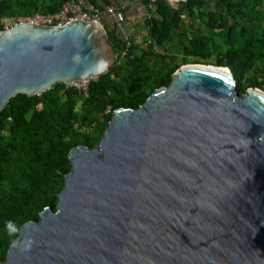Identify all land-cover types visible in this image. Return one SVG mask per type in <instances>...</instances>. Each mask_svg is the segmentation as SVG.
<instances>
[{
    "label": "water",
    "instance_id": "water-1",
    "mask_svg": "<svg viewBox=\"0 0 264 264\" xmlns=\"http://www.w3.org/2000/svg\"><path fill=\"white\" fill-rule=\"evenodd\" d=\"M117 55L101 22L0 31V112L17 95L89 82ZM54 209L0 264H264V91L230 69L181 66L100 143L69 153Z\"/></svg>",
    "mask_w": 264,
    "mask_h": 264
},
{
    "label": "trees",
    "instance_id": "trees-1",
    "mask_svg": "<svg viewBox=\"0 0 264 264\" xmlns=\"http://www.w3.org/2000/svg\"><path fill=\"white\" fill-rule=\"evenodd\" d=\"M66 1L0 0V18L53 13ZM86 1L104 14L116 62L87 91L58 83L33 97L17 95L0 112V261L10 246L6 221L21 227L46 207L56 208L72 167L70 151L97 146L114 111L137 109L170 83L174 43L184 56L229 68L240 95L249 88L264 91V39L252 34L264 31V0H187L176 9L160 1L156 17L146 21V49L131 36L128 46L118 23L108 24L109 0Z\"/></svg>",
    "mask_w": 264,
    "mask_h": 264
},
{
    "label": "built area",
    "instance_id": "built-area-1",
    "mask_svg": "<svg viewBox=\"0 0 264 264\" xmlns=\"http://www.w3.org/2000/svg\"><path fill=\"white\" fill-rule=\"evenodd\" d=\"M147 1L152 7L160 1L166 2L171 7H177L179 4L185 3L187 0H144ZM106 15L113 19L115 23H119L124 19V15L114 6L106 8ZM104 14L89 5L86 0H69L66 1L60 10L53 13H35L29 17H19L18 23H33L45 26H65L66 24L75 21H94L103 23ZM7 29L5 21L0 19V29ZM4 29V30H5ZM0 30V31H2ZM128 46L132 43L129 37L126 36Z\"/></svg>",
    "mask_w": 264,
    "mask_h": 264
},
{
    "label": "rangeland",
    "instance_id": "rangeland-1",
    "mask_svg": "<svg viewBox=\"0 0 264 264\" xmlns=\"http://www.w3.org/2000/svg\"><path fill=\"white\" fill-rule=\"evenodd\" d=\"M121 1L122 0L115 1V2H113L114 4H112V5H114V7L118 8V9H121V8H124V7L127 8V4H125V2H127V1H123L122 3H120ZM119 11L124 15V13L126 14V12L128 10L127 11L126 10L125 11L119 10ZM149 14H151V12ZM204 14H205V11H204ZM145 16H146V13L144 12V10H141V15L139 16L140 17L139 18L140 22L138 23V26H137V30L140 31V32H143V31H145V29H147V27L144 25V23H145V20L144 19L145 18H148V16L147 17H145ZM0 19H3L5 21V25L7 26V29L10 28L11 26H13L14 24H17L18 23L17 20H15L13 18H9V17H2ZM185 21L187 22L186 19H185ZM4 29L5 28H3V30ZM255 30H256V28L253 29L252 34L254 36L257 35L260 40L264 39V31H261L262 29L261 28H258V32L256 33ZM146 35H147V33H146ZM126 36H129V35H126ZM144 40H145L144 42H141L140 41L138 44H140L144 49H146L147 48V46H146V38H144ZM173 45H174V47H173L171 53L174 55V59L169 60L167 66L168 67H171L174 70V73L181 66L188 65V64H192V63L193 64H201V65H207V66L217 67L214 60H210L209 59V60H199V61H196L195 58L193 56H191V55H189V56L182 55V52H183L182 50H180L178 52L177 51V44L174 43ZM156 51L158 53L164 54L159 48H157ZM184 63H187V64H184ZM96 79L97 78L92 79L89 82H80V83L73 84V85H69V86H74L78 90H81V91H83V90L84 91H87L89 83L92 82V81H95Z\"/></svg>",
    "mask_w": 264,
    "mask_h": 264
},
{
    "label": "crops",
    "instance_id": "crops-1",
    "mask_svg": "<svg viewBox=\"0 0 264 264\" xmlns=\"http://www.w3.org/2000/svg\"><path fill=\"white\" fill-rule=\"evenodd\" d=\"M110 5L114 4L113 2L119 1V0H109ZM123 1L125 4H127V8H121L119 10L127 11L126 14L124 13V19L118 23V28L122 31V33H125L126 35L131 36V39L134 40L135 43L144 42V38L147 39L148 35V29H145V31L140 32L137 30L138 23L140 22L139 16L141 15V10H144L146 13V16L148 18H145V23L144 25L147 27V22L149 19L156 17V6H151L147 1L144 0H122L120 3ZM114 6V5H112ZM173 9H176V7H172ZM118 9V8H117ZM151 12V14H149ZM107 16V15H106ZM159 17V16H157ZM147 19V20H146ZM108 24L111 26L115 25V22L113 19L108 17ZM147 33V35H146Z\"/></svg>",
    "mask_w": 264,
    "mask_h": 264
},
{
    "label": "clouds",
    "instance_id": "clouds-1",
    "mask_svg": "<svg viewBox=\"0 0 264 264\" xmlns=\"http://www.w3.org/2000/svg\"><path fill=\"white\" fill-rule=\"evenodd\" d=\"M5 231L9 237V243L11 247L19 248L21 251L31 250L35 242L34 239L31 237H24L22 234V228L17 226L16 223L11 220L6 221Z\"/></svg>",
    "mask_w": 264,
    "mask_h": 264
},
{
    "label": "bare ground",
    "instance_id": "bare-ground-1",
    "mask_svg": "<svg viewBox=\"0 0 264 264\" xmlns=\"http://www.w3.org/2000/svg\"><path fill=\"white\" fill-rule=\"evenodd\" d=\"M82 82H86V81H82ZM78 83H80V82H78ZM75 84H77V83H75Z\"/></svg>",
    "mask_w": 264,
    "mask_h": 264
}]
</instances>
